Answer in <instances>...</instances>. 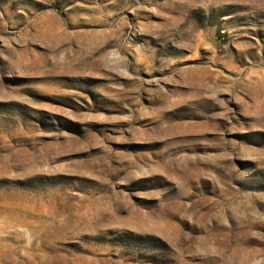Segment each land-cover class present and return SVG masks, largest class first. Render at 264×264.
<instances>
[{
	"label": "rangeland",
	"instance_id": "obj_1",
	"mask_svg": "<svg viewBox=\"0 0 264 264\" xmlns=\"http://www.w3.org/2000/svg\"><path fill=\"white\" fill-rule=\"evenodd\" d=\"M0 264H264V0H0Z\"/></svg>",
	"mask_w": 264,
	"mask_h": 264
}]
</instances>
